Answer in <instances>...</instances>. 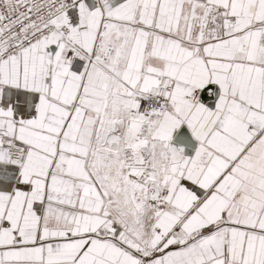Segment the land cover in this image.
<instances>
[{"label": "snow or ice", "instance_id": "snow-or-ice-1", "mask_svg": "<svg viewBox=\"0 0 264 264\" xmlns=\"http://www.w3.org/2000/svg\"><path fill=\"white\" fill-rule=\"evenodd\" d=\"M0 264H264V0H0Z\"/></svg>", "mask_w": 264, "mask_h": 264}]
</instances>
